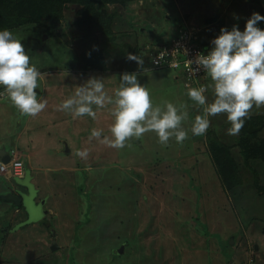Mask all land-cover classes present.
<instances>
[{
  "label": "rangeland",
  "instance_id": "1",
  "mask_svg": "<svg viewBox=\"0 0 264 264\" xmlns=\"http://www.w3.org/2000/svg\"><path fill=\"white\" fill-rule=\"evenodd\" d=\"M28 1H4L0 29L22 40L48 105L29 117L0 96V149L23 165L20 175L0 171V264H264V106L236 135L219 114L183 144L148 132L122 149L89 139L92 128L109 135L111 106L95 121L57 110L89 76L111 95L121 73L136 71L155 104L189 106L190 129L201 109L187 90L206 86L212 102L211 78L189 80L152 56L181 28L209 45L221 27L243 30L253 12L264 15V0H84L66 2L57 19L36 16L46 0ZM82 3L110 19L108 32L84 28ZM128 53L142 55L144 71Z\"/></svg>",
  "mask_w": 264,
  "mask_h": 264
},
{
  "label": "clouds",
  "instance_id": "2",
  "mask_svg": "<svg viewBox=\"0 0 264 264\" xmlns=\"http://www.w3.org/2000/svg\"><path fill=\"white\" fill-rule=\"evenodd\" d=\"M261 21L264 15L253 12L243 30L238 25L231 29L221 27L206 54H197L194 62L211 78L214 99L208 102L206 86L188 88L186 95L201 109L190 129L184 127L189 120V106L168 100L155 104L136 71L121 73L119 85L111 95L105 90L102 77L89 76L76 85L57 110L73 119L87 116L95 121L100 109L111 106L109 135L104 134L103 128H92L89 139L95 138L114 149H122L127 141L140 139L148 132H154L161 145H168L173 138L183 144L189 131L193 136L205 135L210 117L219 114H225L231 125L227 133L236 135L253 107L264 106V28L258 26ZM127 58L144 71L142 55L128 53ZM30 59L22 40L9 29H0V96L6 94L20 114L35 117L47 108L48 102L37 91L41 72ZM76 155L87 158L88 150L78 149Z\"/></svg>",
  "mask_w": 264,
  "mask_h": 264
},
{
  "label": "built area",
  "instance_id": "3",
  "mask_svg": "<svg viewBox=\"0 0 264 264\" xmlns=\"http://www.w3.org/2000/svg\"><path fill=\"white\" fill-rule=\"evenodd\" d=\"M210 48L211 45L200 42L195 31L181 28L176 37L160 46L152 56L151 63L155 67L178 70L189 80L200 79L208 74L202 68L197 69L194 61L198 53L206 54ZM14 159L10 158L6 164H0V171H10L14 175H20L23 168L22 161Z\"/></svg>",
  "mask_w": 264,
  "mask_h": 264
},
{
  "label": "trees",
  "instance_id": "4",
  "mask_svg": "<svg viewBox=\"0 0 264 264\" xmlns=\"http://www.w3.org/2000/svg\"><path fill=\"white\" fill-rule=\"evenodd\" d=\"M2 1V2H1ZM6 1V0H0V13H1V4ZM28 1V0H27ZM34 1H40V0H29L28 4H30L31 2H34ZM81 1H84V0H46L43 4L42 7L40 6L38 11H37V14L36 16L40 15V16H44L45 13H47L49 10L52 11V15L54 17H52L51 19H57L59 17V15L61 14L62 12V9H63V5L67 2V3H79ZM91 1H99V2H103V1H110V0H88V2H91ZM127 2V1H126ZM95 3V2H94ZM81 4V3H79ZM83 4V3H82ZM83 11L84 12V17L81 18V21L83 19V23L86 22L87 19L90 18V21H91V24L88 23L87 27H84V28H88V29H91V27L95 26V24H98L99 26H101L102 28V31L105 32V31H109V28L111 27L110 26V19H105V17L103 16V14H100V13H97L95 14L94 11H92L90 13V7L87 6V3H84L83 4ZM90 15V16H89ZM38 17H36L37 19ZM7 21L6 23L8 24V20H5ZM23 20H19V23H21ZM6 24V25H7ZM113 24V19H112V22H111V25ZM101 51V49H100Z\"/></svg>",
  "mask_w": 264,
  "mask_h": 264
},
{
  "label": "water",
  "instance_id": "5",
  "mask_svg": "<svg viewBox=\"0 0 264 264\" xmlns=\"http://www.w3.org/2000/svg\"><path fill=\"white\" fill-rule=\"evenodd\" d=\"M2 152H4V154H2ZM0 157H1V161H2L3 163H5V164H6V163L9 161V159H10V157H9L8 155H6L5 150H3V149H0ZM6 197H7L8 199L12 200V201L14 202L15 205H17V206H21V204H22V198H21V197H19V196H17V195H12V194H8Z\"/></svg>",
  "mask_w": 264,
  "mask_h": 264
},
{
  "label": "crops",
  "instance_id": "6",
  "mask_svg": "<svg viewBox=\"0 0 264 264\" xmlns=\"http://www.w3.org/2000/svg\"><path fill=\"white\" fill-rule=\"evenodd\" d=\"M200 42H201V43H204V42L201 41V40H200ZM205 44H206V43H205ZM207 45H209V44H207ZM174 72H175V71H174ZM157 77H158V78L169 77V74H168V72H167L165 75H162V76H161L160 74H158ZM41 171H43V170H41Z\"/></svg>",
  "mask_w": 264,
  "mask_h": 264
},
{
  "label": "bare ground",
  "instance_id": "7",
  "mask_svg": "<svg viewBox=\"0 0 264 264\" xmlns=\"http://www.w3.org/2000/svg\"><path fill=\"white\" fill-rule=\"evenodd\" d=\"M196 80H198V79H196ZM195 80V81H196ZM6 153V152H5ZM2 154H4V152H2ZM7 155V154H6ZM10 158H11V156L10 155H8ZM0 164H5V163H3L2 161H1V157H0Z\"/></svg>",
  "mask_w": 264,
  "mask_h": 264
},
{
  "label": "flooded vegetation",
  "instance_id": "8",
  "mask_svg": "<svg viewBox=\"0 0 264 264\" xmlns=\"http://www.w3.org/2000/svg\"><path fill=\"white\" fill-rule=\"evenodd\" d=\"M20 197V196H19ZM22 198V197H21ZM22 204H23V198H22Z\"/></svg>",
  "mask_w": 264,
  "mask_h": 264
}]
</instances>
